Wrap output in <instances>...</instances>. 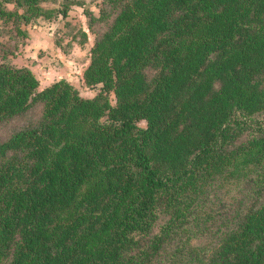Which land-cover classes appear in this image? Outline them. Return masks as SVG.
Masks as SVG:
<instances>
[{"label": "trees", "instance_id": "16d2710c", "mask_svg": "<svg viewBox=\"0 0 264 264\" xmlns=\"http://www.w3.org/2000/svg\"><path fill=\"white\" fill-rule=\"evenodd\" d=\"M52 1L0 0V26L26 40ZM88 15L93 97L0 39V126L40 105L0 139V264H264V0Z\"/></svg>", "mask_w": 264, "mask_h": 264}, {"label": "rangeland", "instance_id": "374dc122", "mask_svg": "<svg viewBox=\"0 0 264 264\" xmlns=\"http://www.w3.org/2000/svg\"><path fill=\"white\" fill-rule=\"evenodd\" d=\"M65 1L66 0H53L47 3L46 6H62ZM72 2L73 6L70 7L67 17L59 16L53 20L38 19L34 23L32 30H30V32L38 36L31 37L29 45L34 44L38 46V44L44 42L45 49H41L44 50L41 55L46 56L49 62L48 65L53 67V70H49V67L46 68L45 71H47V74L45 73V75L41 72L39 73L44 83L55 80L61 75L59 74L61 71L59 68L61 67L60 65L63 66L64 62L62 60L65 57L78 59L76 60L77 62H73L72 59V63L69 65L70 71L79 69V65L83 64V62L90 57V51L87 52V46L81 47L80 42L83 40L81 31L84 28L89 31L90 39L85 42L89 44V42L95 40L97 33L101 30L100 23L98 22L93 24L92 30L89 28L90 17L88 11L91 10V12L99 14L101 6L104 5V0H72ZM79 6H82L84 10L82 11ZM0 39L3 42H7L8 46L15 50V53L9 54L7 59L15 64L22 65L24 59L21 48L23 47V43L26 42L25 38L10 39L7 33L4 32V28L0 26ZM29 58L31 59V57ZM40 58L41 57H33L35 62H38ZM30 59L26 60L31 64ZM56 60L60 62L56 64L55 67L57 68H54ZM64 61H68V58ZM68 73L70 72H67V74ZM69 77L80 87L83 96L93 97L98 93L97 89H92L83 85L82 77L79 72L72 73ZM42 88L44 87L40 84V89ZM111 97L115 103L114 94H112ZM39 114L40 105H35L28 112L5 122L0 126V139H6L15 131L25 128L28 124L35 121ZM139 125L141 127H146V122L140 121Z\"/></svg>", "mask_w": 264, "mask_h": 264}, {"label": "crops", "instance_id": "0c3cea01", "mask_svg": "<svg viewBox=\"0 0 264 264\" xmlns=\"http://www.w3.org/2000/svg\"><path fill=\"white\" fill-rule=\"evenodd\" d=\"M79 8H81L82 11L84 10V8L82 6L81 7L79 6ZM32 27H34V26L29 27L30 35H29V37H27L26 42L23 44V47L21 48L23 59H24L22 65L29 66L37 74V76L40 79L41 86L43 85V87L45 88V87L49 86L50 84H52L53 82H55L59 79H62V78H66V79H69L72 81V79L69 77V75H71L72 73L74 74L76 72H79L81 74V77H83L84 70L86 69V67L88 66V64L90 62V57L88 58V60L83 62V64L79 65V69L73 70V71L69 70V65H70V63H72L71 62L72 59H73V62H77L76 60H78V59L77 58H71V57H65L62 60L64 62L63 66L60 65L61 67L59 68V69H61V71L59 72V74H61V75L58 76V78H56L55 80L44 83L41 76H39L40 75L39 73L41 72L42 74L45 75V73L47 74V71H45L46 68L49 67V70H53V67L48 65L49 62H48V59H46V56L41 55L44 51L41 49H45L44 48L45 47L44 42H41L40 44H38V46H35L34 44L29 45V41L31 40V37L38 36V35H35L32 32H30V30H32ZM84 30L87 31L89 34L88 30H86L85 28H84ZM93 43H94V41L89 42V44H88V42L85 44H81V43L80 44H81L82 48L87 46V52H89ZM29 57H31V59ZM33 57H41V58L38 60V62H35ZM48 58H50V57H48ZM67 58H68V61H64ZM26 59L27 60L30 59L31 64ZM59 62H60L59 60H56V62L54 64V68H57L55 66ZM67 72H70V73L67 74Z\"/></svg>", "mask_w": 264, "mask_h": 264}]
</instances>
